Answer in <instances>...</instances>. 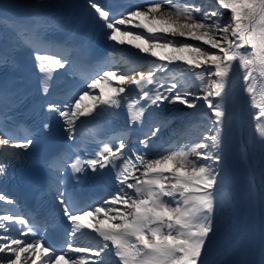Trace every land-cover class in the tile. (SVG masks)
<instances>
[{
  "label": "snow or ice",
  "instance_id": "6c2138e0",
  "mask_svg": "<svg viewBox=\"0 0 264 264\" xmlns=\"http://www.w3.org/2000/svg\"><path fill=\"white\" fill-rule=\"evenodd\" d=\"M67 9L126 65L53 42ZM0 24V264H264V0H0ZM234 78L261 146L245 210ZM86 122L100 125L88 142ZM83 185L110 190L85 201Z\"/></svg>",
  "mask_w": 264,
  "mask_h": 264
},
{
  "label": "bare ground",
  "instance_id": "6f19581e",
  "mask_svg": "<svg viewBox=\"0 0 264 264\" xmlns=\"http://www.w3.org/2000/svg\"><path fill=\"white\" fill-rule=\"evenodd\" d=\"M236 167H238V165L236 163H234Z\"/></svg>",
  "mask_w": 264,
  "mask_h": 264
}]
</instances>
